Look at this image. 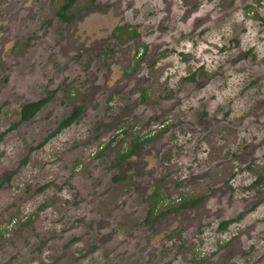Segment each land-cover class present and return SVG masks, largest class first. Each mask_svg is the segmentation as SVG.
<instances>
[{
	"label": "rangeland",
	"instance_id": "rangeland-1",
	"mask_svg": "<svg viewBox=\"0 0 264 264\" xmlns=\"http://www.w3.org/2000/svg\"><path fill=\"white\" fill-rule=\"evenodd\" d=\"M65 1L0 0V224L15 221L0 264H264V47L218 46L238 50L211 70L180 52L170 87L160 76L185 35H170L173 0L159 19L153 0H77L72 22L56 14ZM205 88L234 95L193 108ZM50 95L20 122L24 103Z\"/></svg>",
	"mask_w": 264,
	"mask_h": 264
},
{
	"label": "clouds",
	"instance_id": "clouds-1",
	"mask_svg": "<svg viewBox=\"0 0 264 264\" xmlns=\"http://www.w3.org/2000/svg\"><path fill=\"white\" fill-rule=\"evenodd\" d=\"M132 3L134 8H140L144 0H119L121 8H124L129 3ZM197 6L194 10L190 12L184 22H178V18L183 16L185 13V8H190L191 3L185 5V0H173L171 5L172 13L176 20V30L171 31L170 35L173 37H180L181 32L185 35L182 39H178L175 44L170 46L177 49V52L168 56L167 61L175 62L174 66L168 67L163 75L160 76L161 82H163L165 77H171L169 86L174 87L176 81L180 79L181 76L185 75L183 71V65L178 61V53L191 52L199 63H204L205 61L210 62L209 70L216 66L215 63L211 61L222 62L230 55H233L238 49L233 48L232 52L225 51L217 54V47H225L231 45L232 42L238 38H243L250 44H257L258 47H264V0H231V5L226 6L227 0H192ZM154 7L158 12L157 19L166 15L164 11L165 8L164 0H153ZM205 19L195 30L192 31L193 22L197 17H205ZM202 29H207L203 32V35H197ZM191 33V35H189ZM168 39V37H165ZM195 45V47H194ZM207 50L208 54H205ZM264 55V53H262ZM166 60H160L156 64V68L159 69L161 65L167 63ZM196 64V60L190 61ZM197 67L199 64L196 65ZM239 67V65H237ZM175 74V75H174ZM235 79V78H234ZM234 95V93L229 92H217L215 99H209V88L201 90L194 100H192L191 106L193 108L200 107L198 101L203 98L204 102L210 105L211 109H214L217 105H226L227 98ZM187 107V104L185 105ZM211 114V111H210ZM238 113H233L237 115ZM232 117L230 116L229 119ZM243 135V133H241ZM207 148V145L203 146ZM204 155V153H201ZM237 211H245L243 208H238ZM260 215L264 216V205L260 206L258 210ZM250 221H244L239 225H234V227L244 228L246 223ZM264 229V220L260 222L257 226V231Z\"/></svg>",
	"mask_w": 264,
	"mask_h": 264
},
{
	"label": "trees",
	"instance_id": "trees-1",
	"mask_svg": "<svg viewBox=\"0 0 264 264\" xmlns=\"http://www.w3.org/2000/svg\"><path fill=\"white\" fill-rule=\"evenodd\" d=\"M77 0H66L59 8V10L57 11V16L66 22H71L74 19V15L73 13L70 12L71 8L73 7L74 3ZM52 95L46 97V98H42L40 100L37 101H33V102H26L21 106L20 109V122L22 121H30L32 120L42 109L44 106H46L49 101L51 100ZM81 114L80 108H76L71 115H69L67 118H65L57 127V129L48 136L47 140L50 139L51 137H53L54 135H57L58 133L62 132L64 129L68 128L69 126H71L77 118H79ZM46 143V140L42 143H40L39 145H37L36 147H32L30 150H35V149H39L41 148L44 144ZM140 140H136L135 145L133 146V150L139 145ZM128 155V154H127ZM26 161V160H25ZM154 205H151V207L148 210V215H150L151 213L155 212L156 210H158V207L160 205L159 202H161L159 198H161L162 196L160 195L159 192H155L154 193ZM159 203V204H158ZM187 202H185L183 205H186ZM162 214V213H160ZM231 221H223L221 223V229H225L227 227L228 224H230ZM1 236V235H0Z\"/></svg>",
	"mask_w": 264,
	"mask_h": 264
},
{
	"label": "built area",
	"instance_id": "built-area-1",
	"mask_svg": "<svg viewBox=\"0 0 264 264\" xmlns=\"http://www.w3.org/2000/svg\"><path fill=\"white\" fill-rule=\"evenodd\" d=\"M14 222H15V221L12 220L11 222L9 221L8 224H7V223L2 224V225L0 224V235L6 233V231H7L8 229H11V227H12V225H13Z\"/></svg>",
	"mask_w": 264,
	"mask_h": 264
},
{
	"label": "flooded vegetation",
	"instance_id": "flooded-vegetation-1",
	"mask_svg": "<svg viewBox=\"0 0 264 264\" xmlns=\"http://www.w3.org/2000/svg\"><path fill=\"white\" fill-rule=\"evenodd\" d=\"M66 22V21H65ZM72 22V21H71Z\"/></svg>",
	"mask_w": 264,
	"mask_h": 264
}]
</instances>
